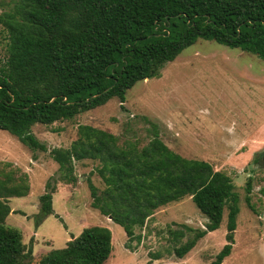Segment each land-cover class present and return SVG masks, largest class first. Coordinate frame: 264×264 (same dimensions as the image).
<instances>
[{
  "label": "trees",
  "instance_id": "obj_1",
  "mask_svg": "<svg viewBox=\"0 0 264 264\" xmlns=\"http://www.w3.org/2000/svg\"><path fill=\"white\" fill-rule=\"evenodd\" d=\"M11 2V3H10ZM0 11V44L6 40L0 64V129L38 148L32 132L37 124L73 120L107 104L126 101L139 81L160 77L199 39L241 48L264 59V0H10ZM150 141L120 142L116 134L80 124L69 148H55L59 179L78 180L75 162H100L97 172L105 188L91 179L93 207L122 225L129 240L138 238L155 212L187 196L209 219L205 229L176 247L183 258L209 232L220 228L229 207L228 243L210 264H223L235 243L239 195L232 177L203 159L172 149L154 125ZM44 148V146H42ZM10 164L6 163L5 165ZM58 178L40 196L38 224L54 214ZM252 179L247 185L251 192ZM29 175H15L0 163V264H106L113 252L110 228L93 225L73 236L63 248L52 249L33 262V247L22 231L7 224L10 199L30 193ZM250 195L246 200L250 206ZM190 226L171 231L183 239Z\"/></svg>",
  "mask_w": 264,
  "mask_h": 264
},
{
  "label": "rangeland",
  "instance_id": "obj_2",
  "mask_svg": "<svg viewBox=\"0 0 264 264\" xmlns=\"http://www.w3.org/2000/svg\"><path fill=\"white\" fill-rule=\"evenodd\" d=\"M2 1L10 0H0V11L11 7L2 5ZM5 55L6 40H2L0 64ZM80 124L108 130L119 136L121 143L139 141L141 146L150 141L156 125L161 138L175 151L207 160L216 170L226 171L234 180L240 212L233 250L223 264H264L263 58L241 48L199 39L168 62L160 77L139 81L129 89L125 102L114 97L73 120L34 125L38 148L0 129L1 165L17 176L22 172L29 175L30 193L10 199L12 212L7 224L19 228L28 248L33 247V262L52 249L65 247L85 228L102 225L113 233L114 249L106 264H210L228 243V206L220 228L201 238L181 258L176 247L195 236L198 229H205L209 221L192 197L159 208L143 228L136 229L140 240H129L122 225L92 205L89 179L100 190L105 188L97 172L99 161H76V182L59 179L60 165L52 151L71 147ZM52 178H58L53 197L55 213L38 224L40 196ZM185 226L194 231L176 240L171 231Z\"/></svg>",
  "mask_w": 264,
  "mask_h": 264
},
{
  "label": "water",
  "instance_id": "obj_3",
  "mask_svg": "<svg viewBox=\"0 0 264 264\" xmlns=\"http://www.w3.org/2000/svg\"><path fill=\"white\" fill-rule=\"evenodd\" d=\"M110 218L112 219V216H110Z\"/></svg>",
  "mask_w": 264,
  "mask_h": 264
}]
</instances>
